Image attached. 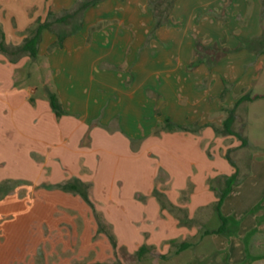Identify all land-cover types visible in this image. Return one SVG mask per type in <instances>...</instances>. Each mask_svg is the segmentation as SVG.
Instances as JSON below:
<instances>
[{
	"label": "crops",
	"instance_id": "0c3cea01",
	"mask_svg": "<svg viewBox=\"0 0 264 264\" xmlns=\"http://www.w3.org/2000/svg\"><path fill=\"white\" fill-rule=\"evenodd\" d=\"M84 1L87 0H0V25L7 44L20 45L37 19L45 21L50 13L61 17ZM260 2L231 0L224 7V0H176L170 22L154 29L149 0H102L79 17L55 24L58 30L54 25L53 31L43 32L39 52L53 48L57 32L67 34L63 46L53 48L49 56L50 71L58 77L54 91L48 89L50 79L44 80L49 95L59 98V116L50 99L33 103L31 95L37 88L19 90L20 84L32 78L29 67L37 60L0 53V264H102L100 254L106 256V263L116 264L107 257L109 253L112 256L109 244H103L104 251L99 248L102 238L98 222L110 230V202L116 199L117 177L132 195L140 187L152 192L155 185L154 179L149 183L145 175L144 180L141 178L140 172L146 167L137 160L143 157L123 162L118 147L127 150L132 143L136 146L142 137L140 127L148 133L157 120L161 123L164 116L156 117L158 109L170 115L176 125L192 124L193 130L202 131V139L220 138L223 155L218 159L219 168L207 171L200 186L207 185L205 177L209 176L214 178L210 187H215V182L220 185L224 177L236 171L224 158V144L231 136L217 134L214 129L224 117L221 111L232 103V94L226 100L220 98L227 95L222 83L226 79L221 73L223 60L218 62L221 58L213 57L208 61L196 56L195 49L200 44L186 35L181 38L184 25L179 26L176 20L183 13L190 12L194 18L202 11V35L212 33V16L222 13L244 18L249 13L250 30L255 17L258 19ZM64 25L70 26L69 30ZM224 47L225 43L210 50H225ZM61 69L64 72L60 74ZM212 81L215 82L210 88ZM142 116L150 120L146 122ZM136 172L139 178L132 176ZM259 173L264 174V155L254 154L247 178L234 187L224 202V216H233L239 207L246 208V212L253 209L257 202L253 180ZM72 185L83 187L88 200ZM131 194L124 206V225L138 213L131 211L137 202ZM248 195L254 198L243 203L239 200ZM172 200L170 196L168 202L173 205L176 201ZM147 203L155 208L154 198ZM114 207H118L116 203ZM100 208L110 220L105 219ZM130 246L128 254L132 255L140 245Z\"/></svg>",
	"mask_w": 264,
	"mask_h": 264
},
{
	"label": "rangeland",
	"instance_id": "374dc122",
	"mask_svg": "<svg viewBox=\"0 0 264 264\" xmlns=\"http://www.w3.org/2000/svg\"><path fill=\"white\" fill-rule=\"evenodd\" d=\"M230 1L224 0V7ZM262 8L260 4L258 19L255 17V23L250 25V30L247 29L251 18L249 13L242 18L225 14L223 16L218 12L219 15L212 16L211 19V23L215 21L212 33L202 35L203 28L199 27L203 18L202 11L194 18L190 12L183 13L182 17L176 20L179 26L184 25V31L181 32L180 37L186 35L196 44H200L196 46V56L213 61V57L218 53L221 55L218 62L223 60L221 66L224 68L221 73L226 79L222 83L227 95L220 98L226 100V97L232 94L230 97L232 103H229V108L233 107L236 99L242 95L262 97L255 101H245L236 110V121L233 128L247 138L248 146L241 147V142L234 136L227 137L224 144L227 153L229 152L232 160L240 169L241 178L248 174L250 160L254 154L264 155V55L262 54L264 15ZM64 27L68 30L70 28L65 25ZM58 28V25L54 26V29L58 30ZM256 34L261 37L259 39L251 37ZM164 38L166 39L167 36ZM224 43L225 50L216 49L217 51L214 52L210 50L224 46ZM210 45L212 47H209ZM43 52L45 53L39 54L37 62L29 67L32 69V78L29 81L26 80L25 84L19 85V90L37 88V92L31 95L35 104L43 100L49 102V92L46 85L44 86L46 77L50 79L48 89L52 91L56 88L54 80L58 78L50 71L48 63L49 56L54 53L53 48H47ZM31 69H28L29 73ZM59 72L61 74L64 69ZM214 82H211L210 88L213 87ZM241 83H243L242 86H240ZM24 94H26L25 90ZM220 114L224 116L220 124L223 125L228 113L223 110ZM155 115L157 118L164 116L161 123L157 120L148 133L144 127H140L142 137L135 142L136 146L132 143L131 148L123 150L122 147H118L117 151L123 158V162L127 158L142 156L141 160H137L144 162L146 167L144 172H140L141 178L143 177L142 180H144L145 175L149 183L154 179L155 185L152 192L142 191L140 187L139 192H133L132 195L131 192L128 193L126 185L118 182L119 177H117L116 199L113 203L110 202V211L113 213L109 221L111 222L110 232L116 241V246L104 230L105 227L98 222L99 238H102L99 242L100 250H105L104 243L109 244L112 256H109V253L107 257L112 258L113 262L119 263L120 261L123 264H264V174H257L253 180V185H256L253 192L257 201L253 209L246 212V208L239 207L235 210L238 213L232 211L231 213L236 214L225 216L230 219L227 228L222 233H216L222 226V220L214 208L220 190L215 187H220V185L219 182H215V187L213 185L210 187L209 185L214 181L211 176L205 177L208 186H200V184L207 171L212 172L219 168L218 159H221L223 155L222 147L218 144L220 138H217L218 140L215 138L213 140L202 139V131L191 129L192 124H188L190 128L187 130H169V121L172 126H176L171 121L170 115L166 112L165 115L161 114L160 109L155 112ZM142 118L146 122L150 120L148 117L146 119L142 116ZM214 118L211 116L212 120ZM114 131L123 135L120 129ZM133 175L135 178L140 177L138 172L136 175L132 173ZM129 194L137 201L132 205L131 211L138 210V213L128 218L129 220L127 219L124 225L123 219L126 214L124 206L128 205L126 203ZM170 196H173L172 201L174 199L176 201L173 205L169 203ZM249 197L254 198L248 195L239 200L243 203L244 200L248 201ZM152 198L155 201V208L151 207V203H147ZM212 198L215 201L212 202ZM104 201L107 203L106 199ZM115 203L118 207H114ZM157 204L159 207L156 208ZM191 204H193L192 207ZM196 204H203L204 207L198 208L194 206ZM100 206L104 207V203H100ZM104 209L101 210L105 216L106 209ZM105 219L110 220L106 216ZM183 243H187L188 247L177 252ZM135 244L140 245L137 252L132 255L128 254L130 245L135 246ZM144 246L149 249L140 255L139 250ZM105 258L106 256L100 254L99 262L109 264L105 262Z\"/></svg>",
	"mask_w": 264,
	"mask_h": 264
},
{
	"label": "trees",
	"instance_id": "16d2710c",
	"mask_svg": "<svg viewBox=\"0 0 264 264\" xmlns=\"http://www.w3.org/2000/svg\"><path fill=\"white\" fill-rule=\"evenodd\" d=\"M100 1L102 0L84 1L80 5H78L77 8L74 9L72 12H69L61 17L53 16V14L50 13V15L45 21H41V19H37L30 26V28L27 29L26 32H28V35L24 38L23 42L20 45L7 44L5 33L2 29V26L0 25V53H3L8 56H13L15 58L22 57V56H29L33 60H37L40 54L39 47L42 42L43 32L45 30L53 31V26L55 24L66 23L71 18L79 17V15H81L87 8L97 4ZM175 3H176V0H149V7L152 11L153 19H154V29H159L167 25L170 22L169 21L170 15H171V12H172V9ZM262 6H263V15H264V0H262ZM34 24H35V27H34ZM66 36L67 34L65 33L57 32V41L54 43L53 48H61L63 46V41L66 38ZM262 46H263L262 52L264 54V33H263ZM219 58H221V55L218 53L217 56L214 57V59H219ZM260 98L262 97L261 96L251 97L249 95L242 96L235 103L233 107L226 109L228 115H227V118L223 121V125L214 126L216 133L223 135V136H234L241 142V147H247L249 143L247 138L243 137L233 128L234 123L236 121V110L239 107V105H241L243 102L255 101ZM49 99H50L51 106L56 112V114L58 116L61 115L62 106H61L58 96L56 94L50 93ZM169 123H170L169 130H175V129L187 130L190 128L189 126H183V125L172 126L170 121ZM226 158L229 160L232 166L236 169V171L232 175L224 177L223 181L220 182L218 200L215 202L214 208L222 220V226L219 227L216 233L224 232V229H226L230 223L229 222L230 219L225 217L222 213V206L224 205L226 198L230 195L234 187L239 185L244 180V178L248 176L247 174L244 176V178L240 177V169L237 167L236 163L232 160L229 152L226 154ZM72 187L74 189L79 190L83 198L88 200L87 191L83 187L79 185H72ZM101 225L105 227L104 230L108 233V236L112 240V243L114 244V246H116V241L114 240L113 235L111 234L110 230L107 228V225L103 223H101ZM186 247H188V244L183 243L177 252H180ZM148 249L149 247H146V246L142 247L139 250V254L143 255L146 251H148ZM116 264H123V263H116Z\"/></svg>",
	"mask_w": 264,
	"mask_h": 264
}]
</instances>
